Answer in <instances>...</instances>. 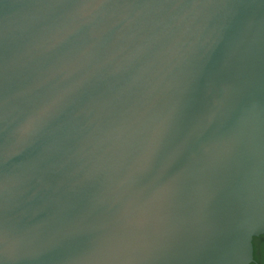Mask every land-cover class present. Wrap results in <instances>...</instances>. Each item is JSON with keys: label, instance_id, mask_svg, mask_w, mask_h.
<instances>
[{"label": "water", "instance_id": "obj_1", "mask_svg": "<svg viewBox=\"0 0 264 264\" xmlns=\"http://www.w3.org/2000/svg\"><path fill=\"white\" fill-rule=\"evenodd\" d=\"M263 234L264 0H0V264H251Z\"/></svg>", "mask_w": 264, "mask_h": 264}, {"label": "snow or ice", "instance_id": "obj_2", "mask_svg": "<svg viewBox=\"0 0 264 264\" xmlns=\"http://www.w3.org/2000/svg\"><path fill=\"white\" fill-rule=\"evenodd\" d=\"M211 53H212V48H209L208 51L205 53V55L210 56ZM42 115H51V113H50L49 109H45L44 112L42 113ZM181 118H182L181 109L179 107H177L176 109L173 110V113H172L170 120H169V127L167 130H170L173 126L177 125L180 122ZM201 123H202V121H199L197 124H195L193 126L192 131L193 132L198 131ZM74 231H79V227L74 229ZM69 235H71V234H69ZM84 246L87 247V243H85Z\"/></svg>", "mask_w": 264, "mask_h": 264}, {"label": "flooded vegetation", "instance_id": "obj_3", "mask_svg": "<svg viewBox=\"0 0 264 264\" xmlns=\"http://www.w3.org/2000/svg\"><path fill=\"white\" fill-rule=\"evenodd\" d=\"M254 260L251 264H264V234L254 239Z\"/></svg>", "mask_w": 264, "mask_h": 264}]
</instances>
